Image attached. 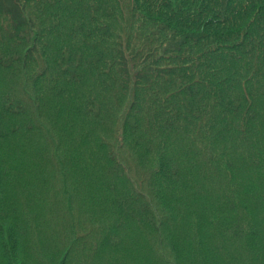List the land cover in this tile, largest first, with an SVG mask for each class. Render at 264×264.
Listing matches in <instances>:
<instances>
[{"label":"trees","instance_id":"16d2710c","mask_svg":"<svg viewBox=\"0 0 264 264\" xmlns=\"http://www.w3.org/2000/svg\"><path fill=\"white\" fill-rule=\"evenodd\" d=\"M0 264H264V0H0Z\"/></svg>","mask_w":264,"mask_h":264},{"label":"rangeland","instance_id":"374dc122","mask_svg":"<svg viewBox=\"0 0 264 264\" xmlns=\"http://www.w3.org/2000/svg\"><path fill=\"white\" fill-rule=\"evenodd\" d=\"M39 192H43V196L41 197V193L36 195V197L41 201V208L45 209L47 211V190H40ZM38 192V193H39ZM28 204H30L31 202H34L36 204V201L34 199L29 198L27 200ZM61 224H63L65 227H67V224H70L69 222H61ZM63 226V227H64ZM54 245L56 246V244L54 243Z\"/></svg>","mask_w":264,"mask_h":264}]
</instances>
